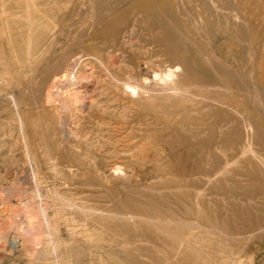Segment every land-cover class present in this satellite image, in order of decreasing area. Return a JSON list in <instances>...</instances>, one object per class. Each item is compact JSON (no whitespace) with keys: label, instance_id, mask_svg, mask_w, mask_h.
I'll return each instance as SVG.
<instances>
[{"label":"rangeland","instance_id":"rangeland-1","mask_svg":"<svg viewBox=\"0 0 264 264\" xmlns=\"http://www.w3.org/2000/svg\"><path fill=\"white\" fill-rule=\"evenodd\" d=\"M31 1L0 0L9 7L0 11V77L12 81L0 95L18 89L22 100L19 119L12 108L0 118V174L10 162L37 172L50 243L14 264H264V0H157L153 11L127 15L115 25L122 36L96 48L103 64L117 75L111 47L121 72L137 73L144 60L150 77L178 66L182 89L124 94L96 65V105L82 113L30 101L38 61L23 67L31 77L17 71L27 43L49 38L65 13L78 18L71 4ZM60 114L74 136L58 133ZM20 131L31 152L13 142ZM45 144L57 169L44 160Z\"/></svg>","mask_w":264,"mask_h":264},{"label":"bare ground","instance_id":"bare-ground-1","mask_svg":"<svg viewBox=\"0 0 264 264\" xmlns=\"http://www.w3.org/2000/svg\"><path fill=\"white\" fill-rule=\"evenodd\" d=\"M183 1L184 0H177L180 6L183 5ZM60 2L62 8L55 0L52 3L57 6L56 8H58V10L67 9L69 4H71L70 6L73 7L71 10L74 11V15H77L78 18L70 20L69 17L66 18L67 13H65L62 21L52 24L53 27L49 32V38H42L43 35L41 32L40 34L42 37L38 34L34 43H27L24 60L22 65L19 64L20 67H18L19 70H17L23 74L24 80L26 74L29 72L23 71V67H29L32 64L34 66L35 62L38 61V65L36 64L35 67L32 66L33 69L30 71V73L38 76L35 86L36 92L30 97L31 103L35 104L38 99H42L46 103L57 104L55 108L68 109L69 104H71L76 106L77 110L81 113L83 110L85 111V109L88 110L90 106L95 104L96 100L92 101L91 97L98 92L97 90L100 87L99 82L103 80H100L101 74L95 72L96 65L100 67L101 73L105 72L108 80L113 81L115 87L118 88V90L120 89L124 94L128 93L134 95L136 93L139 95L141 92H145L157 86V84H159L160 90L180 91L182 89L180 85L174 81L175 71L178 66H174V69L169 68L165 72L158 73V71H153L152 77H150L148 73L149 63L144 60L141 64L142 66H137V73H132L133 68L128 64L127 67H130L131 70L128 72H121L119 65L123 64L124 60L119 59L120 54L116 52L118 49L113 50V48L109 47L111 55L110 67H113V65L117 63V75H114L111 68L103 64L102 58L96 52L98 46L100 48L102 47V50L107 48L105 45L110 41L109 38L111 35L117 37L121 34L122 29L115 26L116 24L121 23L127 15L137 16L141 12L153 11V7L157 0H83V2L75 8V0H60ZM37 3L32 4L31 1L34 12L39 15L42 3ZM2 4H0L1 13L8 12L9 7H5V4ZM26 8L28 16H30V10H28V7ZM181 14L183 13L181 12ZM43 16H46V14L41 17L43 18ZM19 17L22 18L23 16L19 15ZM68 19L70 20L69 23ZM32 21L34 20L32 19ZM30 24L33 26V23ZM42 27L48 29L49 26L45 24ZM40 38L44 40H39ZM125 42L126 40L123 39L122 44ZM56 52H58V55L56 54L57 56H55ZM39 63H42V67H39ZM88 69H90V71ZM20 73L17 72V74ZM30 73L29 76L31 75ZM29 80L28 82L33 81ZM11 83L12 81L0 77V86L4 84L8 86ZM1 90L2 89H0V91ZM19 91L18 89H14L0 95L1 119H5L3 117V114L7 111L5 109L10 108L15 110V120L20 118L21 114L19 108L22 100L20 101L16 96V93ZM250 94L254 100L259 102L262 101L259 92L251 91ZM9 116L13 118V116ZM56 118V129H58V133L63 137L65 136V138H69V134L72 135L73 131L70 132L69 129L68 131L65 130L66 127L64 128L63 126L65 117L60 114ZM65 126H67V124ZM13 142L16 145L19 144L18 146L22 151L31 152L33 142L26 134H21V131ZM44 146L46 155V157H44L45 162L47 161L52 169H57L61 166L59 156L51 153L52 148L49 144H45ZM2 167V175L4 178H2L1 174L0 175L2 179H5L6 183L5 185L0 183V259L3 255H12L14 251L15 254L12 256L14 259H12L10 263L14 264L13 260L19 259L21 256H25L27 259L34 258L37 253H40L39 251L49 246L50 240L47 236L49 235L51 217L49 215V202L43 197L44 194L42 189L38 186L40 177H38L37 172L29 166L26 167L27 169L24 167L23 169L17 168L11 162L4 166L2 165Z\"/></svg>","mask_w":264,"mask_h":264}]
</instances>
